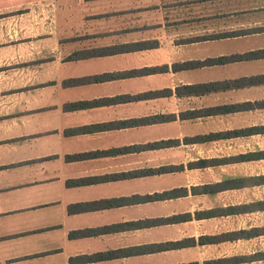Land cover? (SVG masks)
Masks as SVG:
<instances>
[{
	"label": "crops",
	"instance_id": "0c3cea01",
	"mask_svg": "<svg viewBox=\"0 0 264 264\" xmlns=\"http://www.w3.org/2000/svg\"><path fill=\"white\" fill-rule=\"evenodd\" d=\"M0 264H264V0H0Z\"/></svg>",
	"mask_w": 264,
	"mask_h": 264
}]
</instances>
